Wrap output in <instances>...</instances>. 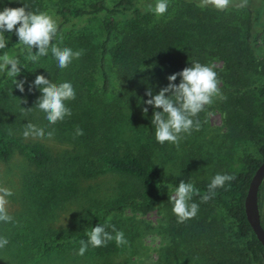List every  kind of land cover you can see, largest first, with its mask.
<instances>
[{
    "label": "rangeland",
    "instance_id": "rangeland-1",
    "mask_svg": "<svg viewBox=\"0 0 264 264\" xmlns=\"http://www.w3.org/2000/svg\"><path fill=\"white\" fill-rule=\"evenodd\" d=\"M93 0H43L42 12L50 14L57 25L63 22L52 5H87ZM112 5L116 0H106ZM26 0H0L2 7H21ZM146 15L145 34L139 40V52L134 61L114 66L107 59L109 75L107 90L99 66L100 43L104 36L100 16L70 18L57 47L82 50L66 68L57 69L50 55L36 65L27 60L23 46L9 36L8 47L0 49L15 56L23 65L16 80H23L19 91L13 78L0 73V125L8 133L11 156L0 160V189L8 190L4 212L8 223H0V236L8 243L0 248V264H258L243 255L245 239L237 233L235 221L219 206L210 214L199 209L196 215L173 226L171 204L167 200L174 188L164 187L166 200L149 212L133 209L128 204L134 197L136 181L125 174L105 171L96 177H85L83 171L100 165L104 154L136 153L147 150L159 171L167 178H184L193 185L209 182L216 173L236 174L246 169L244 159L252 155L260 160V145L264 135L251 139L245 135V114L226 108L222 100L229 95L246 93L253 99L254 124L264 130V0H228L223 9L199 6V0H168L162 16L148 11L154 0H135ZM195 4L218 16L234 15L241 27V38L258 66L247 75L246 83H238L234 69L217 54L214 41L191 31L181 30L177 18L181 7ZM120 19L113 42L125 30ZM262 34V39L257 36ZM199 61L213 67L217 73L222 98L213 97L202 115L195 117L200 127L184 134L178 145L159 144L150 124L152 107L143 101L146 90L153 93L165 86L166 77ZM40 75L52 83L71 82L75 98L66 101L71 115L49 124L36 110L39 96L29 86ZM179 76L173 83L179 82ZM140 100V102H139ZM139 102V103H138ZM147 107V115L141 108ZM41 130L35 137L22 135L27 125ZM82 129L76 135L75 129ZM51 133V135H48ZM38 142L52 155L48 172L36 170L19 152L28 143ZM260 219L264 225V179L260 185ZM121 206L119 210L110 209ZM107 224L123 232L126 244L108 241L100 247L89 246L83 255L77 254L79 243H63L69 232L87 233L96 224ZM106 230L112 232V227ZM114 235V233H113ZM62 243L46 255L43 245ZM243 257V258H242ZM245 261L243 262L242 260ZM264 264V260H262Z\"/></svg>",
    "mask_w": 264,
    "mask_h": 264
},
{
    "label": "trees",
    "instance_id": "trees-1",
    "mask_svg": "<svg viewBox=\"0 0 264 264\" xmlns=\"http://www.w3.org/2000/svg\"><path fill=\"white\" fill-rule=\"evenodd\" d=\"M32 11L42 10L43 0H26ZM135 0H116L112 5H108L106 0H93L87 5H52L56 15H59L63 22L58 24V35L60 38L67 32L63 23L70 19H81L83 17L100 16L101 26L104 36L99 49V66L103 75V89L107 90L109 85V75L106 71L107 59L110 58L114 66H122L135 60L139 52V40L145 34V18L143 11L135 5ZM125 30L122 36L113 42L114 35L118 30L120 19H125ZM234 15L218 16L211 10H205L195 4H185L181 7L177 26L184 31H191L198 35L210 38L214 41L217 54L235 73L238 83H246L247 75L255 70L258 62L246 47L245 41L241 38V27L236 25ZM14 34V32L12 33ZM15 35V34H14ZM262 39V34L257 39ZM55 42V38L52 43ZM14 56L17 50L12 49ZM260 95H264V88H258ZM222 105L226 108H235L244 112L245 135L251 139H258L259 134L264 135V130H259L254 124L253 99L246 93L229 95L222 100ZM203 112V111H202ZM200 112L197 117L202 115ZM260 145V154L264 158V138ZM19 152L41 172H48L52 163V155L38 142L28 143L19 148ZM11 156V147L8 133L0 125V160L6 161ZM262 160L248 155L244 159L246 169L232 175L231 181L225 182L221 188L214 190V194L207 201H202L201 197L207 192L209 182L195 184L197 190L192 195V202L198 204V209L210 214L216 206L221 207L229 217H231L237 228V233L245 239L243 255L248 256L251 261L262 264L264 260V250L247 221L244 200L250 180ZM111 171L125 174L135 179L134 197L129 202V206L142 212L151 211L157 203L166 200L164 187L175 186L184 178H167L159 171L152 154L147 150H140L136 153L124 151L121 154H104L98 166L87 168L83 171L85 177H96L97 175ZM260 189V188H259ZM259 196V194H258ZM259 204V203H258ZM121 206H113L110 210H119ZM176 217H173V226H176ZM262 224V222H261ZM263 225V224H262ZM264 227V225H263ZM84 231L69 232L62 235L63 243H79L86 240ZM62 243L50 242L43 245L42 252L47 254L60 247ZM242 260L243 262L245 261ZM243 258V257H242Z\"/></svg>",
    "mask_w": 264,
    "mask_h": 264
},
{
    "label": "clouds",
    "instance_id": "clouds-1",
    "mask_svg": "<svg viewBox=\"0 0 264 264\" xmlns=\"http://www.w3.org/2000/svg\"><path fill=\"white\" fill-rule=\"evenodd\" d=\"M227 4L228 0H199L200 7L211 5L217 9H223ZM167 9L168 0H154V3L148 6V11L157 17L162 16ZM57 28V22L50 14L29 10L25 3L21 7H2L0 8V49L8 47L9 36H6L5 32L10 34L14 32L17 37L16 42L22 45L27 53L28 61L40 65L39 59L50 55L55 67L64 69L82 55V50H73L66 46L57 47L52 44L54 38L56 44L61 42ZM21 68L24 67L15 56H10L7 52L0 54V73L13 78L16 88L23 92V80L15 79ZM177 76L180 78L179 82L173 83ZM166 79L168 83L155 93L151 88L146 90L145 95L148 98L143 103L152 107L150 124L154 129L156 142L178 145L184 134H190L191 131L199 129L200 122L195 117L213 102V97L222 98V94L217 86V73L213 67L199 61H190L188 66L179 72H173ZM32 88L39 91V96L33 102L35 108L43 113L44 119L49 124H55L63 120L65 116L71 115V109L65 103L75 98V90L71 82L52 83L49 79L37 75L31 81L29 92ZM141 113L146 116L148 108L142 107ZM30 134L38 138L42 132L29 124L22 135L27 137ZM75 134L82 135V129L77 127ZM233 178L227 173L213 175L207 185V192L201 200L207 201L214 194L215 189L223 187L225 182ZM196 191L191 182L182 179L175 184L171 194L167 191V200L171 204V212L175 215L177 222H183L196 215L199 206L192 202V195ZM10 195L8 190L0 189V223L6 224L10 221V217L4 212L5 198ZM109 226L106 223L92 226L86 233L87 239L80 241L77 254L83 255L89 246L100 247L108 241L114 240L118 246L126 244L123 232L115 229L114 226H110L112 232H109L106 230ZM7 243V238L0 236V248Z\"/></svg>",
    "mask_w": 264,
    "mask_h": 264
},
{
    "label": "water",
    "instance_id": "water-1",
    "mask_svg": "<svg viewBox=\"0 0 264 264\" xmlns=\"http://www.w3.org/2000/svg\"><path fill=\"white\" fill-rule=\"evenodd\" d=\"M264 179V158L255 170L244 200L245 213L248 223L250 224L254 234L261 243L264 250V227L261 224L258 194L259 188Z\"/></svg>",
    "mask_w": 264,
    "mask_h": 264
}]
</instances>
